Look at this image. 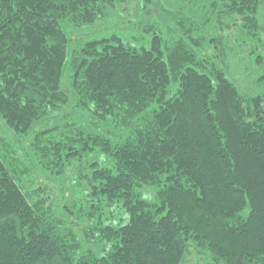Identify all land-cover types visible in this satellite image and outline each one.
Here are the masks:
<instances>
[{
	"label": "trees",
	"instance_id": "trees-1",
	"mask_svg": "<svg viewBox=\"0 0 264 264\" xmlns=\"http://www.w3.org/2000/svg\"><path fill=\"white\" fill-rule=\"evenodd\" d=\"M198 1L100 35L132 0H0V264H264V94L230 80L225 35H258L264 0ZM69 169L81 202L53 188Z\"/></svg>",
	"mask_w": 264,
	"mask_h": 264
},
{
	"label": "rangeland",
	"instance_id": "rangeland-1",
	"mask_svg": "<svg viewBox=\"0 0 264 264\" xmlns=\"http://www.w3.org/2000/svg\"><path fill=\"white\" fill-rule=\"evenodd\" d=\"M206 1L200 2L198 0H171V4L173 6L177 7H185L187 14H191L190 12H194L193 14L196 16H199L201 13V7L206 6ZM171 6V7H173ZM125 5L118 6L115 11L111 10L108 11L109 17L107 20H103L101 23H96V26L91 25L86 28V30L94 31L99 27H104L105 29L102 30V32L98 33L100 35H108L110 33V29L113 28V26H108V24L112 23L110 20L116 19L117 16H120L119 18H126L129 20H132L134 22H137L139 20L140 10H139V0H132V2L127 7V12H123V9H125ZM116 16V17H115ZM259 22H260V32L258 35H252L249 34L245 29L241 28V25L239 24V20L237 19V22L235 21L233 26L231 27L230 31H227L225 35L228 38V44L226 49L227 54V70H228V76L230 80L235 83L239 89L245 93L249 94H264V7L260 8L259 11ZM110 19V20H109ZM235 18H229V21L233 22ZM115 29V28H114ZM85 33H88L87 31H84ZM98 34H95L94 36H97ZM133 41H135L133 39ZM204 54L213 55L215 53V48L213 46H206V48L203 50ZM82 124V122H81ZM85 129L90 132H96L99 134H106L109 135L108 127L105 128V131L103 132V129H99L94 124L91 125L90 122L85 123ZM83 125V124H82ZM111 130V129H110ZM8 131L6 127L4 126L3 122L0 119V136L6 138L8 136ZM19 150H22V148H18ZM99 162L103 166H112V160L103 155L101 152L97 151L94 155L91 157H88L86 161L83 163L85 165H88V163L92 162ZM35 173V171L32 173L31 177L35 179V181L45 183L50 182L46 180L44 175L41 176ZM77 170L74 171V169H69L67 171V174L64 176V178L57 179L56 182H54V189L60 187L63 190H68V195L72 196L70 199H66V202L70 203L71 201L78 200L81 202L84 198H86V191H79L80 187L77 185ZM39 176V178H38ZM46 180V182H45ZM49 185V184H48ZM150 196H152V192L147 191L145 194V198L150 199ZM123 211L117 209L116 216L118 218L125 216ZM127 220V217H126ZM86 223L82 227H85ZM80 228V226H79Z\"/></svg>",
	"mask_w": 264,
	"mask_h": 264
}]
</instances>
